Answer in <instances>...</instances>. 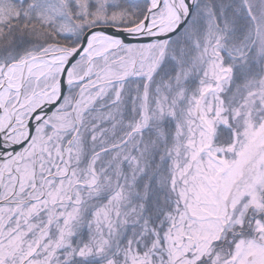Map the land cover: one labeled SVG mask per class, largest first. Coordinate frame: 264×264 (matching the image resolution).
<instances>
[{
	"label": "snow or ice",
	"instance_id": "6c2138e0",
	"mask_svg": "<svg viewBox=\"0 0 264 264\" xmlns=\"http://www.w3.org/2000/svg\"><path fill=\"white\" fill-rule=\"evenodd\" d=\"M0 264H264V0H0Z\"/></svg>",
	"mask_w": 264,
	"mask_h": 264
}]
</instances>
